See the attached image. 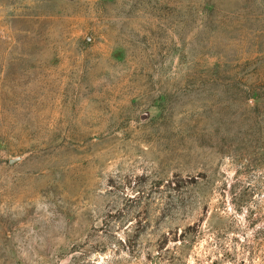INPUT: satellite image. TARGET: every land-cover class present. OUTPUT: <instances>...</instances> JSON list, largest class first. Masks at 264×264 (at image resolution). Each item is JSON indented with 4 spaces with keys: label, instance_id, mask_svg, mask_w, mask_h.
Wrapping results in <instances>:
<instances>
[{
    "label": "rangeland",
    "instance_id": "374dc122",
    "mask_svg": "<svg viewBox=\"0 0 264 264\" xmlns=\"http://www.w3.org/2000/svg\"><path fill=\"white\" fill-rule=\"evenodd\" d=\"M0 264H264V0H0Z\"/></svg>",
    "mask_w": 264,
    "mask_h": 264
},
{
    "label": "water",
    "instance_id": "95a60500",
    "mask_svg": "<svg viewBox=\"0 0 264 264\" xmlns=\"http://www.w3.org/2000/svg\"><path fill=\"white\" fill-rule=\"evenodd\" d=\"M15 161H17V159H12V160H11V162H15Z\"/></svg>",
    "mask_w": 264,
    "mask_h": 264
}]
</instances>
